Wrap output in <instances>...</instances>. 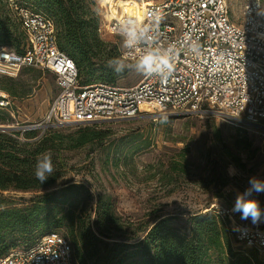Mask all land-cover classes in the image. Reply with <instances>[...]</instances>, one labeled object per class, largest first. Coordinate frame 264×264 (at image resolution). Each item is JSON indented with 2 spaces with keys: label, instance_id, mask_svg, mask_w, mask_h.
Returning <instances> with one entry per match:
<instances>
[{
  "label": "built area",
  "instance_id": "obj_1",
  "mask_svg": "<svg viewBox=\"0 0 264 264\" xmlns=\"http://www.w3.org/2000/svg\"><path fill=\"white\" fill-rule=\"evenodd\" d=\"M263 4L264 0H249L240 17L234 18L228 0H155L145 2L140 16L106 18L105 28L118 35L122 44L118 31L122 20L148 23V13L159 14L158 46L174 45L178 51L167 79L143 75L133 85L120 86L80 82L75 62L57 46L52 19L9 0L24 33L25 48L18 54L0 46V75L15 77L22 67L31 66L52 73L58 86L42 118L23 126L22 132L38 130L31 138L36 140L51 129L68 125L205 111L258 125L264 121ZM191 41L199 44V55L187 50ZM123 51L121 47L125 59ZM0 108H11L5 92L0 93ZM232 207L213 203L205 211H212L224 224L234 240L233 250L264 260V224L246 223L239 213L231 212ZM0 264H73L72 246L61 233L50 231L30 246L0 255Z\"/></svg>",
  "mask_w": 264,
  "mask_h": 264
},
{
  "label": "trees",
  "instance_id": "obj_2",
  "mask_svg": "<svg viewBox=\"0 0 264 264\" xmlns=\"http://www.w3.org/2000/svg\"><path fill=\"white\" fill-rule=\"evenodd\" d=\"M14 1L52 19L57 46L75 62L78 77L81 72L98 71L101 81L97 82L116 85L115 72L103 57L116 46L114 40L107 43L97 33V0ZM111 36L107 32V37ZM0 46L24 53L25 36L9 0H0ZM0 90L9 92L4 85ZM109 126L110 121H105L68 132L51 129L36 140H31L36 135L34 130L0 129V191L41 192L20 207L11 198H1L0 255L12 249L9 246L16 232L18 237L34 240L37 235L58 231L50 229L53 226H63L67 236L62 235L72 246L73 264H254L251 256L233 250L224 224L210 210L189 212L188 216L156 215L150 222L136 223L117 213L111 194L93 188L94 202L92 188L72 179L74 170L63 153L101 143ZM43 153H51L55 170L41 185L34 171ZM183 162H187L184 156L169 163L171 170L177 171L176 165Z\"/></svg>",
  "mask_w": 264,
  "mask_h": 264
},
{
  "label": "rangeland",
  "instance_id": "obj_3",
  "mask_svg": "<svg viewBox=\"0 0 264 264\" xmlns=\"http://www.w3.org/2000/svg\"><path fill=\"white\" fill-rule=\"evenodd\" d=\"M103 1L97 0L96 17L100 23L97 33L107 43L114 40L116 46L111 54L103 57L108 60L122 58L119 36L112 33L107 37L106 16L115 14L106 13ZM107 1L113 3L116 0ZM248 1L228 0L234 18L240 17ZM261 18L264 21V4ZM125 63L133 61L125 60ZM41 75V69L31 66H24L15 77L0 75V85L9 89L6 93L11 102V108H0V126L22 131L23 126L42 118L57 93V83L52 73L46 71L45 79L40 78ZM142 76L134 69H126L123 73H115L113 81L116 85L130 86ZM98 77V71L81 72L79 81H101ZM29 90L33 94L26 97ZM79 126L68 125L58 130L74 131ZM63 155L74 170L72 179L92 188L94 202L96 191L93 188L111 194L117 213L124 219L144 223L156 215L188 216L189 212H201L213 203L230 206L234 203L236 190H244L251 176L264 179V121L252 125L211 111L171 117L145 115L110 121L107 137L101 143H89L67 150ZM182 156L187 162L176 165L174 172L169 163L180 161ZM230 165L236 169V175H229ZM167 179L172 183L167 184ZM171 188L173 190L169 191ZM40 193L0 191V204L4 203L1 198H11L15 206L20 207L27 204V198ZM256 198L264 207V193ZM50 229L66 235L63 226ZM38 237L26 240L18 237L16 232L9 249L26 247ZM229 238L234 243L233 238ZM250 256L252 263L264 264L256 254Z\"/></svg>",
  "mask_w": 264,
  "mask_h": 264
},
{
  "label": "clouds",
  "instance_id": "obj_4",
  "mask_svg": "<svg viewBox=\"0 0 264 264\" xmlns=\"http://www.w3.org/2000/svg\"><path fill=\"white\" fill-rule=\"evenodd\" d=\"M147 15L148 23H140L133 18H127L122 20L118 27L122 38L123 57L131 58L133 63H125V59L116 57L108 60L107 66L117 74L123 73L126 69H134L145 76L155 75L161 79H167L173 72V61L178 51L174 45H169L167 48L158 46L161 35L158 28L161 18L155 13ZM187 50L194 55H199V44L191 41L187 43ZM54 170L51 153H43L35 165V179L42 185L53 176ZM228 171L229 175L237 174L234 166L230 165ZM261 193H264V179L255 175L251 176L244 190H236L231 212L239 213L242 220H251L254 225L264 222V207L256 198V195Z\"/></svg>",
  "mask_w": 264,
  "mask_h": 264
},
{
  "label": "bare ground",
  "instance_id": "obj_5",
  "mask_svg": "<svg viewBox=\"0 0 264 264\" xmlns=\"http://www.w3.org/2000/svg\"><path fill=\"white\" fill-rule=\"evenodd\" d=\"M146 0H116L113 3L104 0L102 5L106 7V13L110 14L113 12L115 15L113 17H125L131 15H141L142 6L145 4ZM107 18V16H106ZM108 19V18H107Z\"/></svg>",
  "mask_w": 264,
  "mask_h": 264
},
{
  "label": "crops",
  "instance_id": "obj_6",
  "mask_svg": "<svg viewBox=\"0 0 264 264\" xmlns=\"http://www.w3.org/2000/svg\"><path fill=\"white\" fill-rule=\"evenodd\" d=\"M45 72L46 71H44V70H42V75L40 76V78H43V79H45V78H47V75H45ZM48 72V71H47ZM57 91H58V86H57ZM6 93V92H5ZM8 94V93H7ZM33 93H31V91L29 90L28 92H26L25 93V96L26 97H28V96H30V95H32Z\"/></svg>",
  "mask_w": 264,
  "mask_h": 264
},
{
  "label": "water",
  "instance_id": "obj_7",
  "mask_svg": "<svg viewBox=\"0 0 264 264\" xmlns=\"http://www.w3.org/2000/svg\"><path fill=\"white\" fill-rule=\"evenodd\" d=\"M0 128H2V129H10V128H13V127H10V126L2 127V126H0Z\"/></svg>",
  "mask_w": 264,
  "mask_h": 264
}]
</instances>
